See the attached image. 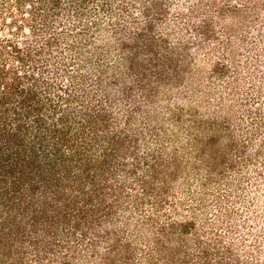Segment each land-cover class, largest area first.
<instances>
[{"label": "rangeland", "instance_id": "374dc122", "mask_svg": "<svg viewBox=\"0 0 264 264\" xmlns=\"http://www.w3.org/2000/svg\"><path fill=\"white\" fill-rule=\"evenodd\" d=\"M0 264H264V0H0Z\"/></svg>", "mask_w": 264, "mask_h": 264}]
</instances>
